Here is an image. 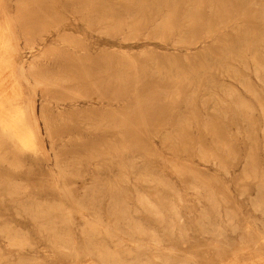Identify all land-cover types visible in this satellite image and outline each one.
I'll return each mask as SVG.
<instances>
[{"label": "rangeland", "instance_id": "374dc122", "mask_svg": "<svg viewBox=\"0 0 264 264\" xmlns=\"http://www.w3.org/2000/svg\"><path fill=\"white\" fill-rule=\"evenodd\" d=\"M0 119V264H264V0H0Z\"/></svg>", "mask_w": 264, "mask_h": 264}, {"label": "bare ground", "instance_id": "6f19581e", "mask_svg": "<svg viewBox=\"0 0 264 264\" xmlns=\"http://www.w3.org/2000/svg\"><path fill=\"white\" fill-rule=\"evenodd\" d=\"M242 1V0H241ZM178 6V5H177ZM250 9V8H249ZM248 9V10H249ZM244 10V9H243ZM212 12V11H211ZM107 29V28H106ZM209 29V28H208ZM111 30V29H110ZM239 31H237V33H238ZM236 33V34H237ZM108 35V34H107ZM247 35V34H246ZM242 36V35H241ZM244 43V42H243ZM228 44V43H227ZM35 98V97H34ZM245 109V108H244ZM31 111V110H30ZM30 115H31V112H30ZM32 116V115H31ZM1 120V119H0ZM2 120H4V119H2ZM33 123V122H32ZM34 125V124H33ZM33 128V127H32ZM33 131H34V129H33ZM28 136V135H27ZM38 137V136H37ZM49 163V162H48ZM62 190V189H61ZM83 201V200H82ZM81 209V208H80ZM96 211V210H95ZM128 213V212H127ZM134 213V212H133ZM148 214V213H147ZM118 215V214H117ZM91 216H95V215H91ZM100 216V215H99ZM122 217V216H121ZM91 218V217H90ZM225 218V217H224ZM94 219V218H93ZM123 219V218H122ZM206 219H208L207 217H206ZM88 220V219H87ZM205 220V219H204ZM207 221V220H206ZM94 222V221H93ZM138 222V221H137ZM97 223V222H96ZM122 223V222H121ZM117 224V223H116ZM160 224V223H159ZM95 225H97V224H95ZM99 225V224H98ZM114 226V225H113ZM135 226V225H134ZM132 228H133V226H132ZM133 230V229H132ZM131 230V231H132ZM130 231V232H131ZM169 231V230H168ZM135 232H136V230H135ZM143 232V231H142ZM132 233V232H131ZM138 233V232H137ZM72 234V233H71ZM142 234H144V233H142ZM115 235V234H114ZM156 238V237H155ZM149 239H151V238H149ZM137 242V241H136ZM136 249V248H135ZM130 252V251H129ZM180 253V252H179ZM182 254V253H181ZM151 260V259H150Z\"/></svg>", "mask_w": 264, "mask_h": 264}]
</instances>
